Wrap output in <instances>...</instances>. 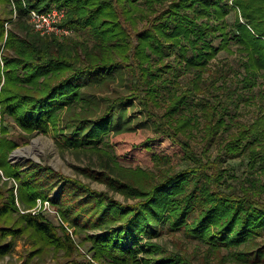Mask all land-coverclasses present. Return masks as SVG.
I'll return each instance as SVG.
<instances>
[{"label": "trees", "instance_id": "16d2710c", "mask_svg": "<svg viewBox=\"0 0 264 264\" xmlns=\"http://www.w3.org/2000/svg\"><path fill=\"white\" fill-rule=\"evenodd\" d=\"M12 2L15 20L0 18V170L17 186L0 187V260L15 248L9 238L27 236L32 258L53 250L68 264H95L77 258L75 235L88 232L84 241L108 264H194L151 240L169 231L221 264H264V0ZM54 8L65 11L69 36L41 35L30 24V10ZM222 52L238 53V67L218 60ZM137 107L143 119L130 112ZM16 126L106 155L101 169L83 172L132 202L52 168L13 164L12 152L30 139ZM145 126L179 145L184 164L148 145L156 168L127 167L115 143L101 147ZM40 199L70 226L21 212L19 202L30 210Z\"/></svg>", "mask_w": 264, "mask_h": 264}, {"label": "rangeland", "instance_id": "374dc122", "mask_svg": "<svg viewBox=\"0 0 264 264\" xmlns=\"http://www.w3.org/2000/svg\"><path fill=\"white\" fill-rule=\"evenodd\" d=\"M9 3H0V18L2 19H13L15 20V11L16 5L12 2ZM229 23L234 26L236 20L235 11L228 18ZM7 27H11L7 24ZM4 43V42H3ZM236 50V46L234 47ZM3 54H0L1 65L3 66ZM220 61L229 62L231 65L237 66L239 60L238 53L228 54L222 52L218 58ZM238 67V66H237ZM122 92L125 91L124 88H120ZM139 107L135 110H131L132 114L138 113ZM129 112V113H130ZM242 113L246 115L251 113V109H245ZM244 114V115H245ZM138 115V114H137ZM139 118H142L141 115H138ZM243 118V116H241ZM143 119V118H142ZM4 121V120H3ZM6 122L14 124L12 120L7 117ZM3 125L2 117L0 116V126ZM17 130L23 135L30 137L29 142L23 146L18 147L10 155V161L13 164H21L23 169L32 168L33 165H41L46 168H52L60 175L67 177H72L74 179L81 180L83 183L90 186L92 189L106 192L110 196L114 197L119 202L122 203H131L126 200V197L117 193L114 190L110 189L106 184L100 183L97 180L88 176L84 170L89 168L101 169L99 159H104L106 161V155L97 154L95 151L91 150V146L87 148H74L68 144H62L53 132L50 133H34L28 134L27 132L21 130L17 127ZM110 142L115 143L117 147V152L121 157V163L127 167H143L146 169H155V161L152 159L153 154L157 155H170L172 156L173 162L176 165H183L181 160L183 156V151L179 145L173 143L172 141L165 138V136L157 134L151 127H140L136 131L127 132L120 135L112 134L109 137L105 138V143L101 147L111 151ZM199 154L203 153L204 142L200 140L193 141ZM151 145L153 147L152 155L146 157L145 149ZM213 157H216L217 150L212 148ZM101 157V158H100ZM33 164V165H32ZM245 165L239 168V172H243ZM0 187L6 191L7 188L17 186L16 182L12 179L4 176V173L0 170ZM59 192L56 190L51 196L50 199L59 198ZM41 200V199H40ZM38 200L36 206L30 210H27L19 202V207L22 213L32 212L33 214H42L45 213L46 217L57 227L65 225L66 227L70 226L69 223L65 222L60 214V209L58 206H54L53 203L42 206L41 201ZM16 214L14 216V221L17 218ZM71 232L75 231V228L70 229ZM86 232L85 234H87ZM96 231H89V234H94ZM85 234H77L75 238L79 243V252L77 253L78 259H89L95 264H108L107 262L98 260L94 253L91 251V243L89 241H84ZM153 242L160 244L164 249L169 253H181L185 258L192 261L194 264H221L220 259L215 258V256L210 255L207 257V249L205 246L198 245V242L187 238L182 232L171 233L166 231L161 236H154L151 239ZM147 241V238L143 241ZM13 242L15 248L13 252L8 255L5 259L0 260L4 264H20L29 262L30 264H68V259L64 256V253H55L53 250L46 251L40 256L35 258L31 257V253L34 250L32 242L28 239L27 236L22 238H17L16 240L9 238L6 243ZM227 264H240L234 261H229ZM246 264V263H242Z\"/></svg>", "mask_w": 264, "mask_h": 264}, {"label": "built area", "instance_id": "2783aa9c", "mask_svg": "<svg viewBox=\"0 0 264 264\" xmlns=\"http://www.w3.org/2000/svg\"><path fill=\"white\" fill-rule=\"evenodd\" d=\"M15 4V3H14ZM17 17L15 11V18ZM65 18V11L59 8H54L47 12H39L37 10L29 11V22L33 29L41 35L69 36L72 31L61 26ZM41 201V200H40ZM42 206L43 202L41 201ZM50 205V202H45Z\"/></svg>", "mask_w": 264, "mask_h": 264}, {"label": "water", "instance_id": "95a60500", "mask_svg": "<svg viewBox=\"0 0 264 264\" xmlns=\"http://www.w3.org/2000/svg\"><path fill=\"white\" fill-rule=\"evenodd\" d=\"M0 264H4V263H2V262L0 261ZM20 264H23V263H20Z\"/></svg>", "mask_w": 264, "mask_h": 264}]
</instances>
